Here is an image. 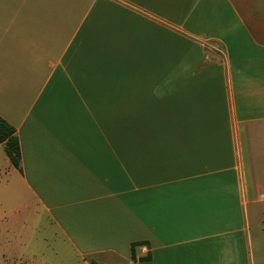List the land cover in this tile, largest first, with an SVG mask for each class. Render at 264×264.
Instances as JSON below:
<instances>
[{"label":"crops","instance_id":"crops-1","mask_svg":"<svg viewBox=\"0 0 264 264\" xmlns=\"http://www.w3.org/2000/svg\"><path fill=\"white\" fill-rule=\"evenodd\" d=\"M0 116V264H264V0H0Z\"/></svg>","mask_w":264,"mask_h":264},{"label":"trees","instance_id":"trees-1","mask_svg":"<svg viewBox=\"0 0 264 264\" xmlns=\"http://www.w3.org/2000/svg\"><path fill=\"white\" fill-rule=\"evenodd\" d=\"M0 144L3 146L6 155L11 163L18 169H22V157L19 137L16 128L0 116ZM140 243H133V257L135 258V246Z\"/></svg>","mask_w":264,"mask_h":264},{"label":"rangeland","instance_id":"rangeland-1","mask_svg":"<svg viewBox=\"0 0 264 264\" xmlns=\"http://www.w3.org/2000/svg\"><path fill=\"white\" fill-rule=\"evenodd\" d=\"M84 264L83 261L80 259H77L75 257H64V258H59V264Z\"/></svg>","mask_w":264,"mask_h":264},{"label":"built area","instance_id":"built-area-1","mask_svg":"<svg viewBox=\"0 0 264 264\" xmlns=\"http://www.w3.org/2000/svg\"><path fill=\"white\" fill-rule=\"evenodd\" d=\"M263 198H264V194H263Z\"/></svg>","mask_w":264,"mask_h":264}]
</instances>
